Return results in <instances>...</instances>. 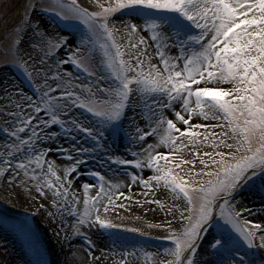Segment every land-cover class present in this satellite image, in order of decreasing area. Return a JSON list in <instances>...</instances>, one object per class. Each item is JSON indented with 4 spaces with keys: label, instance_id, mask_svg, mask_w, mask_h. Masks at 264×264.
<instances>
[{
    "label": "snow or ice",
    "instance_id": "6c2138e0",
    "mask_svg": "<svg viewBox=\"0 0 264 264\" xmlns=\"http://www.w3.org/2000/svg\"><path fill=\"white\" fill-rule=\"evenodd\" d=\"M96 4L99 10L89 11L77 0L71 3L54 0L46 10L62 20L74 19L86 25L87 35L77 49V53L83 49L84 54H72V62L90 77L97 75L94 67L104 70L105 75H100L93 84H81L87 94L80 95L62 83L53 88L45 73L43 85L37 87L41 93L38 101L33 102V97L22 93L19 99L9 97L17 111L0 109L11 117L5 121L9 127L3 129L10 140L0 151V176L11 170L13 181L23 175L29 183L35 182L41 193L45 188L52 189L53 196L64 201L57 206H67L69 215H77L74 228L77 235L83 225L91 228L93 224L110 232L113 229L139 232L137 228L114 224L103 215L116 210L114 198L131 199L119 191L122 183L94 173L99 184H84V192L89 193L93 187H99V192L84 200L81 214L76 207L80 198L69 200V189L64 187L71 181L59 175L55 161L46 159V151L37 150L38 141L56 135L40 134L54 124L69 133H84L103 148L100 141L105 131L111 129L116 133L128 110L138 106L150 129L141 128L133 117L135 136L131 139L140 145L139 151L133 152L138 158L109 159L118 165L152 170L153 174L146 179L131 173L129 187L139 181L149 191L163 187L171 192L173 200L185 201L184 206L172 205L179 209V219L186 223L180 230L171 229V234L164 237L172 241L173 246L164 250L172 259L163 258L159 264H194L198 241L213 228L216 235L211 248L221 256L220 264H256L248 250H264V224L247 219L243 213L251 214L252 210L237 207L234 194L254 178L264 182V0H115L109 4L96 0ZM116 13L128 19L118 26ZM143 32L149 36L145 37ZM14 43L19 44V31ZM48 43L60 46L52 40ZM16 63L33 80L36 69L30 70L22 57ZM105 80L109 81L106 85L101 83ZM57 90L59 95H52ZM26 107L33 112L28 113ZM73 107L92 114L103 130L86 126L76 118L61 119ZM165 109L174 113L175 120L166 115ZM42 112L48 119H41ZM193 117L223 123L193 124ZM181 123L187 127L181 128ZM67 124L72 127H66ZM211 127H219L221 131L210 135L195 131ZM149 135H155L157 142L148 143ZM198 143L213 151L200 152L198 147H188ZM162 146L168 151H156ZM72 149L81 155L73 156ZM72 149H63L66 158L74 161L65 168V177L77 170L85 155L96 151L76 145ZM184 149L194 152L192 159L184 158L181 154ZM197 163L203 167L196 168ZM185 165L189 166L186 170ZM146 202L165 207L160 200ZM53 203L57 200L53 199ZM168 227L171 228L170 222ZM88 243L93 245L91 239ZM115 255L118 259L112 264H136L141 256L144 264L150 260L156 264V254L143 248L133 247ZM103 256L101 253L99 258Z\"/></svg>",
    "mask_w": 264,
    "mask_h": 264
},
{
    "label": "rangeland",
    "instance_id": "374dc122",
    "mask_svg": "<svg viewBox=\"0 0 264 264\" xmlns=\"http://www.w3.org/2000/svg\"><path fill=\"white\" fill-rule=\"evenodd\" d=\"M21 0H0V109L5 107L9 108L11 111H17L15 109L9 97L13 99H19L21 93L26 96L33 97V102L38 101L40 92L37 91L38 86L43 85V78L45 73L47 74L49 84L55 88L57 83H62L64 87L70 88L72 91L80 95H86V89H81V84H93L96 79L100 75H105V71L99 67H94L96 76L89 77L86 73L77 65L72 62V54L77 53V49L81 47L82 39L87 35V29L85 27H81L82 22L74 19L67 20L70 22L74 29L70 30L64 28L57 18L47 12V8L54 3V0H27V4L29 5V13L28 11L23 10L21 14H19L16 18H14V13L19 5ZM71 3V0H68ZM79 4L84 7H87L89 11H97L99 10L98 5L96 4V0H77ZM101 3L109 4L115 3V0H100ZM26 13V14H25ZM116 23L119 26L120 21H126L128 18L120 16L119 13L115 14ZM23 22V30L20 31L21 25ZM141 22L142 21H137ZM19 31V44L14 43L17 38V32ZM145 37L149 36V33H142ZM52 40L54 42L59 43V47H55V45L50 46L48 41ZM126 42V41H125ZM148 43H152L150 40ZM149 52H152V49H148ZM175 51V50H174ZM84 51L82 49L81 53H77V55H83ZM19 57H22L25 61L28 62L30 66V70L32 68L36 69L33 73V80H30V83L34 86L36 93H33L30 90L27 83H24L21 79H19L10 68L9 64L17 65L16 61ZM31 57V59H29ZM91 63V61H89ZM155 62V61H154ZM19 67V66H18ZM20 70L25 74L23 69L19 67ZM59 73V78L54 79ZM26 75V74H25ZM72 78V81H71ZM71 81V84L68 82ZM74 82V83H73ZM73 83V84H72ZM101 83L107 84L109 81L105 80ZM75 85V86H74ZM222 87H231L229 84H222ZM95 90V88H94ZM52 95H59V90L53 92ZM74 99V98H73ZM28 113H32L33 110L31 108L25 109ZM166 115L169 118L174 119V113L169 110H164ZM73 113H76L78 116H75L80 122L85 123L86 126H93L95 128L103 130V126L98 124L96 118L93 116H88L85 112L78 107H73L69 113V115L61 116V119L66 121H70V117ZM140 108L137 106L135 109L130 108L127 113V117L121 124V135L122 139L119 144H116L114 141L113 133L111 129H108L104 133L103 139L100 141L104 146L103 148H99L97 146V142L95 140L87 137L86 134L72 131L67 132L64 128H62L59 124L51 125L50 127L44 128L43 132H41V136L44 137L45 133L51 136L52 132L57 131L59 135L62 136L64 144L63 145H55L47 146V143L51 138L41 139L37 142V150H43L48 154H56L57 157L60 158L61 161L69 162L66 158L67 153L63 151V149H72L73 145L77 147L83 146L89 149L96 148L95 152H92L83 157L84 162L79 164L76 171H74L71 176L65 177L62 175L61 177L64 180H70L71 184H64V187H68L69 189V200L71 199L70 193L74 190V180H78L80 176H85L87 174H94L96 172H100L102 175L107 177H114L115 175L123 176L125 178L126 184L128 181L131 184V173L135 172L138 176H143V178H148L153 174L151 169H134V165H118L113 160H110L109 157H120L122 159H137L138 157L133 155V152H138L140 149V145L136 144L132 141L131 137L135 136L134 126H133V117H135V122L138 123L141 128L150 131L147 127L146 117L140 116ZM41 119H48L46 113H40ZM6 120H11V117H8L5 112L0 111V151H3V145L5 142L10 140V137L3 131L5 127H9ZM175 120V119H174ZM193 124H206V125H217L223 123V121L208 119L205 120L202 117L197 118L193 117ZM36 123L35 121L33 122ZM43 127V125H41ZM181 126V125H180ZM66 127H72L71 124H67ZM187 125L182 126L181 128H186ZM161 131H163L161 129ZM195 131L204 134L205 132H217L221 131L219 127H211L208 129L205 128H197ZM30 134V133H28ZM73 137H76L74 140ZM148 143H153L157 141V137L155 135H149L146 138ZM146 146V145H145ZM189 148L196 149L199 148L200 152L204 151H213L211 147H204L202 145H188ZM51 149V151H48ZM156 151L167 152V147H161L156 149ZM224 151H228V149H224ZM185 159H192L194 156V152H189L187 149H184L181 153ZM73 156H79L80 153H77L74 149H72ZM48 160V156H46ZM73 163V162H72ZM163 163V161H162ZM35 167V165H33ZM188 165H185V170L188 168ZM196 168H201L203 165L197 163L195 165ZM45 167V171H46ZM40 169H37L39 172ZM57 171V170H56ZM14 173L9 170L5 175L0 176V225L1 229H10L13 235H17L18 233L23 232L25 230H29V228H25L23 226V222L20 219L23 217L31 218L33 221L34 230L33 232L38 235V237H42V241L50 242L47 239V236L51 237L56 235V231L53 228L43 227L39 223L40 213L43 215L44 210L59 211L65 212L68 217H71L75 220L74 224H76L77 215H69L66 211V207H58V204H63L64 201L62 199L56 198L53 196V190L49 188H45L44 192L41 193L37 190V186L35 182H28V178L21 175L17 177L14 181L12 180V176ZM60 175V174H59ZM43 177H41V180ZM54 179V178H53ZM21 181H24L22 184ZM55 182V181H54ZM154 183V182H153ZM136 186L138 189L141 188L145 192L148 193L147 196L143 195L142 198L134 199H125L124 197H118L119 199L114 201L115 205H117L115 211H110L109 213H103V215L112 220L114 224H122L125 225L127 229L137 228L140 229L139 232L127 231L125 229H113L118 235H125L132 239H135L136 236L145 235L150 237L152 240L156 239L164 240V237H167L171 234V229L180 230L186 221H181L179 219V209L173 208V204H180L184 206L185 201L183 200H173L172 194L168 189L160 187L159 189L153 188L151 191L146 189L142 183L139 181L132 185ZM132 187V188H133ZM253 189L255 193L258 195V200L261 202V207L264 212V196H262L261 189L264 188V182L261 181L260 178H254L253 181H250L248 184L243 185L237 192L234 194L235 200L238 202L241 197L245 198L249 203H254L256 199L253 198L249 189ZM96 191V188H93ZM123 191H126L123 189ZM247 191V192H245ZM154 193V195H153ZM125 197H129L128 194H124ZM10 199H8V198ZM53 199L57 200V203H53ZM160 200L165 204V207L162 208L159 204L153 201ZM124 204L125 207L121 208L119 205ZM79 204L76 205L78 208ZM239 207L238 205H236ZM42 209V211L38 210ZM167 209H171V212H168ZM38 210V212H37ZM146 215L147 218H151L155 216L157 221L154 222L156 225L155 230L149 229V224L143 220L142 216ZM187 215V213H185ZM245 216V213H243ZM46 216V214H44ZM247 217V216H245ZM154 218V217H152ZM151 221V220H150ZM252 221L264 224V216L262 219H254ZM169 222L171 223V228L168 227ZM95 228V224L92 225ZM75 226L69 229L67 233V237L69 240H72V237H84L85 231L81 228V234L77 235L74 231ZM92 228V227H91ZM214 230V228H213ZM10 232V231H9ZM28 235H33L31 232ZM136 235V236H135ZM36 236V235H35ZM16 237V236H15ZM15 237L13 239H9L6 241L7 249H10L11 252L18 253L21 258L24 260V254L22 251V245L20 249L16 246ZM210 245L213 241V236H210ZM201 241V240H200ZM198 241V244L200 243ZM48 247V246H47ZM49 252H51V246L48 247ZM148 248V247H146ZM199 249V247H198ZM197 249V250H198ZM147 249L148 252L152 251L157 256V264L160 262V258H162L164 250V245L160 247H155L150 250ZM256 252H260L264 255L263 250L251 249ZM187 255V254H186ZM197 256V252L196 255ZM171 257L167 258L170 259ZM197 257H194V264Z\"/></svg>",
    "mask_w": 264,
    "mask_h": 264
},
{
    "label": "bare ground",
    "instance_id": "6f19581e",
    "mask_svg": "<svg viewBox=\"0 0 264 264\" xmlns=\"http://www.w3.org/2000/svg\"><path fill=\"white\" fill-rule=\"evenodd\" d=\"M26 0H21L20 4L17 8V14L21 12L23 6L25 5ZM174 51V50H173ZM72 81V78H71ZM74 83V82H73ZM72 83V84H73ZM75 86V85H74ZM75 116H78L76 113H73L70 117V119L75 118ZM175 119V117H173ZM193 123V120H192ZM181 125V126H180ZM179 126H185L183 123H181ZM42 127V126H41ZM52 133H55L56 135L54 137H51L49 142L47 143V146H54L55 145H63L64 142L62 139V136L59 135L57 131H54ZM183 139V138H182ZM157 141L153 142L156 143ZM146 147V146H145ZM48 161H55L56 164V170L60 174V176L64 175V170L67 168L72 162H64L61 161L59 157L56 156V154H48ZM149 170V169H148ZM109 180H112L113 182L122 183L124 186L119 189L120 192H123L124 194H128L131 197H134V199H139L143 197V193L145 192L141 188H137L136 186L129 187L130 182L126 184L125 178L123 176L115 175L114 177H109ZM74 190L70 193L71 199H75V197L80 198V203L78 206L79 212L82 214L84 210V200L88 198L89 195L96 196L97 192H94L93 188L89 190V193L84 192L83 185L84 184H92L94 185V181L91 179L80 176L78 180H74ZM107 187V185H105ZM133 187V188H132ZM125 189L126 191H123ZM249 192L253 195V198L256 199L254 203H249L245 198L241 197V199L238 201L237 205L239 207H247L252 210L251 214L248 212H245L246 218L249 220L254 219H262L264 216L263 209L261 207V202L258 200V195L253 191V189H249ZM247 192V191H245ZM74 194V195H73ZM8 198V197H6ZM121 198V197H120ZM10 199V198H8ZM119 198H114V201L118 200ZM42 211V209H38ZM37 210V212H38ZM46 214V216H44ZM154 217V218H152ZM151 218H147L146 215L142 216L143 220L146 221V223L149 224V229L155 230L156 225L154 222L157 221L155 216H152ZM151 220V221H150ZM39 223L46 228H53L57 232L54 236L51 235V237L47 236L48 241L51 246V261L52 264H112V261L117 260L118 257L115 255L116 252H122L121 248L118 246H113L107 238L102 234L100 230L89 228L87 225H83L81 228L85 231V236L78 239H74L72 237V240L66 238L67 233L69 232V229L73 228L76 224H74L75 220H73L71 217H68V215L65 212H55L50 210H44L43 215L40 213L39 216ZM174 229V228H173ZM214 231H210V234L205 237V239L201 242L199 245L200 250L198 252L195 264H220L221 256L216 254L209 244L210 242V236L215 237ZM14 235L9 232L8 230L1 229L0 225V264H28V261L26 260V257L24 260L21 258V256L16 252H11L10 249H7V243L6 241L10 238L13 239ZM15 237V236H14ZM21 237L17 236L15 237L16 246L18 249H20L22 245ZM91 239L93 242V245H89L88 240ZM264 251V250H263ZM101 253L104 254L102 258ZM263 259H264V255ZM165 253H163L162 258H167ZM99 258V259H98ZM136 264H144L140 260L136 262Z\"/></svg>",
    "mask_w": 264,
    "mask_h": 264
}]
</instances>
